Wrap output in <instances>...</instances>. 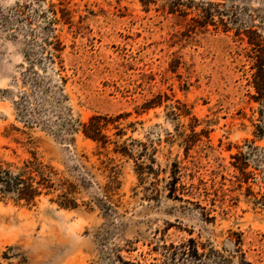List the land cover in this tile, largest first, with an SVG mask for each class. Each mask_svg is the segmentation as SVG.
<instances>
[{
  "label": "rangeland",
  "instance_id": "374dc122",
  "mask_svg": "<svg viewBox=\"0 0 264 264\" xmlns=\"http://www.w3.org/2000/svg\"><path fill=\"white\" fill-rule=\"evenodd\" d=\"M259 61L264 0H0V163L56 185L0 194V264H163L190 237L264 264ZM98 114L124 116L106 146Z\"/></svg>",
  "mask_w": 264,
  "mask_h": 264
},
{
  "label": "trees",
  "instance_id": "16d2710c",
  "mask_svg": "<svg viewBox=\"0 0 264 264\" xmlns=\"http://www.w3.org/2000/svg\"><path fill=\"white\" fill-rule=\"evenodd\" d=\"M252 43V42H250ZM257 72L253 74L254 83L260 93H263L261 89H264V63L259 61ZM149 108L148 106H146ZM123 114L117 116L108 115H93L89 121L83 122L82 130L86 137L95 141L102 142L103 146H106L109 142V136L105 133L108 122L112 120V123L120 120ZM116 125V124H115ZM118 128V125L115 126ZM118 135H122L123 132H118ZM116 153H122L123 155L129 154V149L126 145L117 146L114 149ZM178 168V165L175 164ZM44 166L39 159L34 156L33 159L26 160L24 165L21 166L18 171H13L9 167H4L0 163V194L2 196L13 195L17 200H24L27 204L33 203L38 196H40L44 189H47L46 193H50L51 189L56 188L55 182L51 176L46 173ZM176 169L173 170V179L171 180L170 193H174L177 190V183L179 178L177 176ZM72 189L62 194L64 197L60 202L62 207H76L75 200L69 197ZM237 248L232 254V258H226L220 251L211 250L206 251L205 246L202 245L197 238L190 237L187 240L181 241L177 244L170 243L165 245L166 248V260L163 264H208V260L212 258L214 254L217 255V260L214 264H253L248 261L246 254L241 248V239L237 240ZM115 258L119 262H124L120 249H116ZM237 259V261H236ZM142 264V263H138ZM146 264V263H144ZM153 264V263H151Z\"/></svg>",
  "mask_w": 264,
  "mask_h": 264
}]
</instances>
